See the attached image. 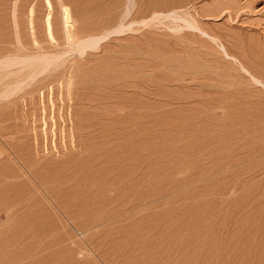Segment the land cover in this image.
<instances>
[{
    "label": "rangeland",
    "instance_id": "rangeland-1",
    "mask_svg": "<svg viewBox=\"0 0 264 264\" xmlns=\"http://www.w3.org/2000/svg\"><path fill=\"white\" fill-rule=\"evenodd\" d=\"M258 80L264 0H0V264H264Z\"/></svg>",
    "mask_w": 264,
    "mask_h": 264
},
{
    "label": "bare ground",
    "instance_id": "bare-ground-1",
    "mask_svg": "<svg viewBox=\"0 0 264 264\" xmlns=\"http://www.w3.org/2000/svg\"><path fill=\"white\" fill-rule=\"evenodd\" d=\"M156 1H157V0H156ZM163 1H164V0H163ZM158 5H160V4H158ZM226 5H227V4H226ZM147 9H148V8H147ZM153 13H154V12H153ZM160 13H161V12H160ZM153 15H154V14H153ZM153 15H152V16H153ZM156 15H157V13H156ZM154 17H155V16H154ZM156 17H157V16H156ZM164 17H165V16H164ZM170 17H171V16H170ZM180 17H181V16H180ZM193 17H194V16H193ZM191 18H192V17H191ZM155 19H156V18H155ZM183 19H184V18H183ZM195 19H196V18H195ZM173 20H175V18H174ZM179 20H180V19H179ZM181 21H183V20H181ZM181 21H178V22H181ZM184 21L186 22V26H190V27H192L193 29H194V27H196V26L194 25L195 23H194V24L192 23L193 21L190 22V21H188L187 19L184 20ZM178 22H177V20H176V23H178ZM198 23H199V22H198ZM182 25H184V24H182ZM196 25H197V24H196ZM197 27H198V26H197ZM197 27H196L195 29H197ZM118 28H120V27H118ZM118 28H117V29H118ZM200 28H201V27H200ZM204 30H205V29H202V32H203V33H206ZM117 31H118V30H117ZM119 32H121V31H119ZM113 33H114V32H113ZM207 33H208V32H207ZM110 34H112V33H110ZM106 35H107V34H106ZM108 36H109V35H108ZM207 36H208V35H207ZM103 37L105 38L106 36H103ZM215 37H216V36H215ZM90 38H91V37H90ZM90 38L87 39V40H85L84 43L88 46L87 43H90V42H91V45H92L93 47H95V45H96V44L99 42V40L101 39V37L99 38L98 36H97L98 39H94V38H93V39H92V38L90 39ZM104 38H102V39H104ZM215 39H216V38H215ZM84 43H83V44H84ZM220 43H221V42H220ZM83 44H82V45H83ZM207 45H208V44H207ZM222 45H223V44H222ZM220 46H221V45H220ZM82 47H83V46H82ZM221 47H223L222 50L226 52L225 54H228V55L230 54V52L226 49V47H225L224 45L221 46ZM227 47H228V46H227ZM86 48H87V47H86ZM86 48H85V49H86ZM211 48H212V47H211ZM83 50H84V49H83ZM233 54H234V53H233ZM211 55H212V54H211ZM228 55H227V56H228ZM235 55H236V54H235ZM230 56H231V55H230ZM230 56H229V57H230ZM43 59H44V60H43ZM43 59H42V60H41V59H37V60L35 59V60H33V61H29V60H27V59L25 60V58H23V60H20L18 63L22 64V66H20V67H22L21 69L24 70V69H29V68H30L29 73H30L31 75H38V74H40V73L46 71L47 69H49L50 64H51V62H52V61L50 62V59H49V58H48V59L43 58ZM233 59H234V58H233ZM56 60H57V58H56ZM235 60H236V59H235ZM239 61H240V60H239ZM240 62H241V61H240ZM3 63H4V62H3ZM3 63H2V64H3ZM47 63H48V64L50 63V64L48 65ZM52 63H55V62H52ZM2 64H1V65H2ZM14 64H15V62H14ZM43 64H46L47 66H46V65H43ZM3 65H5V67H8V68H9L11 65H13V62H10V61L7 62V61H6ZM241 65H243V64H241ZM43 66H44V67H43ZM15 68H16V67H15ZM244 68H245V67H244ZM23 70H22V71H23ZM27 72H28V71H27ZM7 73H8V72H7ZM7 73H6V74H7ZM250 73H251V72H250ZM6 74H5V75H6ZM26 75H27V73H26ZM23 77H24V76H23ZM25 77H26V76H25ZM28 77H29V76H28ZM32 77H33V76H32ZM258 79H259V78H258ZM21 80H22V79H21ZM24 81H25V80H24ZM24 81H23V82H24ZM21 82H22V81H21ZM23 82H22V84H23ZM258 82H259L260 84H263V85H264V83H263L262 81H261L262 83L260 82V80H258ZM15 84H16V83H15ZM20 84H21V83L19 82V85H20ZM7 85H8V84H7ZM17 86H18V85H17ZM20 86H21V85H20ZM20 86H18V87L20 88ZM13 87H14V86H13ZM22 88H23V87H21L20 89H22ZM7 89H8V88H7ZM12 90H14V89L12 88ZM17 90H18V88H17ZM10 91H11V90H9V92H10ZM27 93H28V92H27ZM1 94H3V93H1ZM8 94H9V93H8ZM3 96H4V95H3ZM73 124H74V123H73ZM71 130H72V129H71ZM73 133H74V132H72V135H73V137H74V134H75V133H74V134H73ZM54 175H55V174H54ZM77 175H78V174H77ZM111 201H112V200H111ZM131 201H132V200H131ZM112 203H113V202H112ZM129 204H130V203H129ZM133 205H134V204H133ZM128 207H129V206H128ZM89 210H90V209H89ZM126 214H127V213H126ZM262 214H263V213H262ZM263 220H264V219H263ZM263 220H262V221H263ZM263 222H264V221H263ZM263 222H262V223H263ZM253 224H254V223H253ZM259 226H260V225H259ZM261 226H262V224H261ZM257 228H258V227H257ZM257 228H256V229H257ZM259 228H260V227H259ZM259 228H258L259 231H257V230L255 229L256 232H257V233H256L257 236H258V234H260V231L262 232V230H264V225H263V227H262V228H263L262 230L259 229ZM255 230H254V231H255ZM252 232H253V231H252ZM258 232H259V233H258ZM263 232H264V231H263ZM263 232H262V233H263ZM262 233H261L260 235H263V234H264V233H263V234H262ZM255 236H256V235H255ZM259 238H260V237H259ZM261 238L263 239L262 236H261ZM263 241H264V240H263ZM261 244H262V243H261ZM248 246H249V245H248ZM254 246H255L254 249H256V248L258 249V248H259V245H258V247H256L257 245H254ZM262 246H263V248L260 247V249L262 248L263 251H264V242H263V245H262ZM252 248H253V247H252ZM254 249H253V251H257V250H254ZM260 249H259V251H260ZM263 251H261V252H263ZM253 253H254V252H253ZM255 253H256V252H255ZM263 253H264V252H263ZM259 257H260V256H259ZM259 262H260V261H259Z\"/></svg>",
    "mask_w": 264,
    "mask_h": 264
}]
</instances>
